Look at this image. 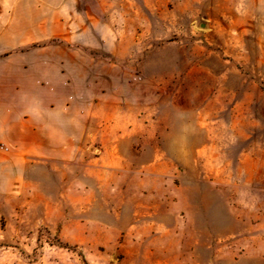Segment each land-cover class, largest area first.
Here are the masks:
<instances>
[{
    "label": "rangeland",
    "instance_id": "374dc122",
    "mask_svg": "<svg viewBox=\"0 0 264 264\" xmlns=\"http://www.w3.org/2000/svg\"><path fill=\"white\" fill-rule=\"evenodd\" d=\"M0 264H264V0H0Z\"/></svg>",
    "mask_w": 264,
    "mask_h": 264
}]
</instances>
